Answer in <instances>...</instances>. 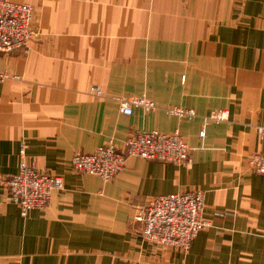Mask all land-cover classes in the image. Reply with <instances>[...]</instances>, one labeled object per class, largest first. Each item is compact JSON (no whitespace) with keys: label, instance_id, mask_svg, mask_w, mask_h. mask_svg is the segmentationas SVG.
<instances>
[{"label":"crops","instance_id":"1","mask_svg":"<svg viewBox=\"0 0 264 264\" xmlns=\"http://www.w3.org/2000/svg\"><path fill=\"white\" fill-rule=\"evenodd\" d=\"M9 1L33 8L38 37L0 53V174L18 172L24 144L63 189L22 215L0 184V264H264V176L248 162L264 153V0ZM142 97L157 109L128 116L115 100ZM219 110L227 121L203 124ZM136 131H176L190 162L129 157L109 182L72 170ZM194 190L209 226L189 250L144 242L147 203Z\"/></svg>","mask_w":264,"mask_h":264},{"label":"built area","instance_id":"2","mask_svg":"<svg viewBox=\"0 0 264 264\" xmlns=\"http://www.w3.org/2000/svg\"><path fill=\"white\" fill-rule=\"evenodd\" d=\"M38 37L33 28V8L24 3L0 0V53L8 54L26 49ZM9 77L0 72V84ZM97 97L101 91L93 89ZM124 115H131L132 109L151 112L157 109L155 103L146 98L115 99ZM169 115L179 119H194L198 114L192 109L171 107L164 109ZM203 124L221 123L229 118L228 110H219L205 115ZM264 138V128L261 129ZM205 135L204 130L199 138ZM189 147L175 131L171 134L158 131H136L129 135L122 145L108 142L90 154L77 153L71 159L73 171L96 176L104 182L111 181L124 167L129 157L158 161L173 165L190 162ZM21 161L18 172L9 177L0 174V184L4 185L9 201L22 215L31 210L44 209L54 191L63 189L60 177L43 173L25 159V145L20 147ZM251 170L264 176V153L252 155L249 160ZM140 223V235L144 242L157 250L174 249L186 252L196 235L209 226L203 219V192L200 190L173 193L152 198L136 217Z\"/></svg>","mask_w":264,"mask_h":264}]
</instances>
